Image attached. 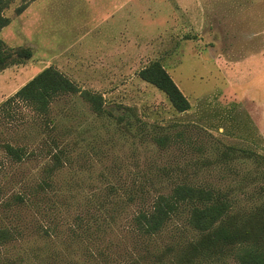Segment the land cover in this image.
I'll use <instances>...</instances> for the list:
<instances>
[{
  "label": "rangeland",
  "instance_id": "rangeland-1",
  "mask_svg": "<svg viewBox=\"0 0 264 264\" xmlns=\"http://www.w3.org/2000/svg\"><path fill=\"white\" fill-rule=\"evenodd\" d=\"M50 1L31 2L16 15L22 0H13L5 11L10 24L0 38L11 51L32 55L0 70V104L44 67L60 66L81 90L102 95L109 115L97 118L79 95H65L51 104L56 129L50 133L23 109L12 143L34 155L12 180L39 174L49 158L40 148L53 136L71 161L60 170L63 193L50 214L59 220L23 213L21 238L0 253L25 264H173L177 249L196 237L183 220L149 240L136 230L135 205L98 207L93 199L107 183L123 188L137 174H189L239 198L264 188L254 161L264 156V0ZM97 46L98 57L92 51ZM120 46L129 48L122 54L130 64L112 77L105 57ZM151 61L164 66L189 111L175 113L162 92L138 78ZM163 133L169 136L165 150L151 136ZM225 148L235 152L223 158ZM226 160L232 167L222 164ZM70 174L74 182L65 184ZM243 174H250L249 184L239 187L234 181ZM53 225L51 241L35 231ZM210 264L237 262L226 254Z\"/></svg>",
  "mask_w": 264,
  "mask_h": 264
},
{
  "label": "trees",
  "instance_id": "trees-1",
  "mask_svg": "<svg viewBox=\"0 0 264 264\" xmlns=\"http://www.w3.org/2000/svg\"><path fill=\"white\" fill-rule=\"evenodd\" d=\"M12 1L0 0V32L10 24L5 11ZM34 1L22 0L15 9L16 15H20ZM31 55L29 49L11 51L0 38V70L19 65L22 59H29ZM137 76L162 92L175 113L190 110L188 99L159 61L148 63ZM65 95H79L97 118L109 115L102 95L81 90L74 81L52 66L41 70L0 104V250L12 246L21 238L23 213L34 211L46 222L53 220L52 217L59 220L50 214L57 210L58 198L63 193L58 184L60 170L71 161L65 145L53 136L40 148L49 158L41 166L39 174L27 177L17 175L12 180V174H17L15 170L34 155L26 145L12 143V128L16 122L24 120L23 109H29L40 120L41 126L52 133L56 125L50 118L51 104ZM123 119V116L117 118L118 121ZM151 136L159 148L165 150L168 147L169 136L165 133ZM234 152L232 148H225L221 155L226 158ZM254 161L255 167L261 170L257 176L264 181V156H254ZM222 164L232 167L228 160ZM75 175L70 174V180L65 184H72ZM249 175L243 174L234 183L239 187L246 186ZM100 176L107 179L106 174ZM134 177L123 188L118 183H107L93 201L98 207L120 201L135 205L137 214L133 221L136 230L149 240L163 233L170 223L183 220L196 237L177 249L173 264H210L226 254L233 257L237 264H264L263 187L251 194L242 193L239 198L237 194L218 186L191 180L189 174H137ZM242 202L253 204L243 207ZM52 227V231L43 227L35 231L51 241L57 236L56 226ZM24 262L22 257L14 259L6 252L0 253V264Z\"/></svg>",
  "mask_w": 264,
  "mask_h": 264
},
{
  "label": "crops",
  "instance_id": "crops-1",
  "mask_svg": "<svg viewBox=\"0 0 264 264\" xmlns=\"http://www.w3.org/2000/svg\"><path fill=\"white\" fill-rule=\"evenodd\" d=\"M46 1L48 2V0H46ZM88 1L89 2L92 1L93 3L94 2L97 3V1H99V0H88ZM50 2H53V1L51 0ZM57 3H58V1H57ZM51 9L54 10V8H51ZM56 10L59 11L60 8L57 7ZM56 51H58V50H56ZM92 51L94 52L96 57H98L100 54H102V50L98 46L96 48H94ZM111 53L112 54H109V56L105 57L106 58V62H108V63L104 64V67H106L107 69L106 70L103 69V70H105L106 73L109 76L115 77V75H118L117 77H121L123 75V73H126V70H127V68L129 67V64H130V62L128 61V57L127 56L124 57V55L122 53H124L125 55H128L129 54V48L125 47L124 51H123L122 46H120L119 49H116V51H112ZM262 56H264V55L262 54ZM47 67H50V66H47ZM47 67H44V68H47ZM52 67H54V66H52ZM95 67L96 68H98V67L100 68L101 64H99L98 66L95 64ZM56 69H58L60 72L64 73L67 77L71 76V75L68 74L67 71H64V69H62L60 66L59 67L57 66ZM140 70H138L137 73ZM94 75H98V73H95Z\"/></svg>",
  "mask_w": 264,
  "mask_h": 264
}]
</instances>
